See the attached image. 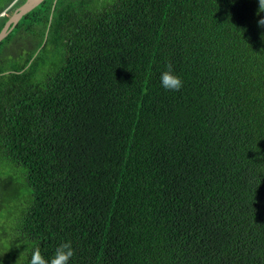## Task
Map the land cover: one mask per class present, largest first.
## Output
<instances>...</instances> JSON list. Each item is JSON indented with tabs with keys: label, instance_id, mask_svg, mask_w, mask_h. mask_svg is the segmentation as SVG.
Returning a JSON list of instances; mask_svg holds the SVG:
<instances>
[{
	"label": "trees",
	"instance_id": "1",
	"mask_svg": "<svg viewBox=\"0 0 264 264\" xmlns=\"http://www.w3.org/2000/svg\"><path fill=\"white\" fill-rule=\"evenodd\" d=\"M24 1L0 0V30ZM257 8L44 0L23 16L0 42V264L61 241L69 264H264Z\"/></svg>",
	"mask_w": 264,
	"mask_h": 264
},
{
	"label": "clouds",
	"instance_id": "2",
	"mask_svg": "<svg viewBox=\"0 0 264 264\" xmlns=\"http://www.w3.org/2000/svg\"><path fill=\"white\" fill-rule=\"evenodd\" d=\"M232 3H235V0H231ZM258 8L256 15L259 17L257 20V26L264 29V16H261V13H264V0H257ZM264 38V33L261 34ZM165 71L160 73V86L165 90L169 91H178L183 87L182 78L175 73L172 69L171 64L166 65ZM75 255V249L73 248L70 241H61L55 248L51 257L46 258L38 244H33L31 248L30 258L27 259L26 264H69V261Z\"/></svg>",
	"mask_w": 264,
	"mask_h": 264
},
{
	"label": "water",
	"instance_id": "3",
	"mask_svg": "<svg viewBox=\"0 0 264 264\" xmlns=\"http://www.w3.org/2000/svg\"><path fill=\"white\" fill-rule=\"evenodd\" d=\"M15 1L17 0H14V2ZM43 1L44 0H25L22 5L16 8L11 14V16L8 18V20L5 22L2 29L0 30V42L10 34V32L14 29V27L18 24L19 20L23 16L31 12L34 8H36ZM7 10H4L0 14V16H4Z\"/></svg>",
	"mask_w": 264,
	"mask_h": 264
},
{
	"label": "rangeland",
	"instance_id": "4",
	"mask_svg": "<svg viewBox=\"0 0 264 264\" xmlns=\"http://www.w3.org/2000/svg\"><path fill=\"white\" fill-rule=\"evenodd\" d=\"M16 41H17V38L14 40L13 45H11V46H6V47L4 48V50H5L4 52H5V54L8 53V55H14V54H13V51H14L15 47L18 49L19 46H20V44L17 43ZM28 46H29L28 43H26V44L24 45V47H28ZM12 197H13V192H12V190H11V187L8 188L6 185H5V186H2V185H1V186H0V200H1V199H4V200H6V199H11ZM7 209H8V206L6 205V209L0 211V220L3 221V220H5L4 217L7 218V216H8V214H6ZM0 223H1V221H0ZM1 230H2V225L0 224V235L2 234V231H1ZM7 245H8V243H5V244H4V247H5V248L8 247ZM4 247L2 246V248L0 249V252L4 251ZM3 258H4V256H3ZM3 258L0 259V262L3 261Z\"/></svg>",
	"mask_w": 264,
	"mask_h": 264
},
{
	"label": "flooded vegetation",
	"instance_id": "5",
	"mask_svg": "<svg viewBox=\"0 0 264 264\" xmlns=\"http://www.w3.org/2000/svg\"><path fill=\"white\" fill-rule=\"evenodd\" d=\"M0 245H1V243H0Z\"/></svg>",
	"mask_w": 264,
	"mask_h": 264
}]
</instances>
